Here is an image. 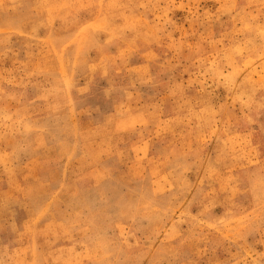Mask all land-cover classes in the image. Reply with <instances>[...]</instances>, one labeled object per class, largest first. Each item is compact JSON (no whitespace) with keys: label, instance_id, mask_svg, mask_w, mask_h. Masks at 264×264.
I'll return each mask as SVG.
<instances>
[{"label":"rangeland","instance_id":"rangeland-1","mask_svg":"<svg viewBox=\"0 0 264 264\" xmlns=\"http://www.w3.org/2000/svg\"><path fill=\"white\" fill-rule=\"evenodd\" d=\"M0 264H264V0H0Z\"/></svg>","mask_w":264,"mask_h":264}]
</instances>
